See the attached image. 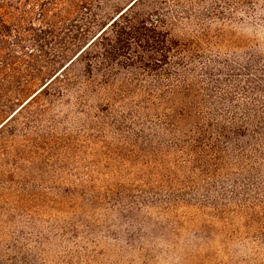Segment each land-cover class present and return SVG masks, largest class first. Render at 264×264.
Here are the masks:
<instances>
[{
  "label": "trees",
  "instance_id": "1",
  "mask_svg": "<svg viewBox=\"0 0 264 264\" xmlns=\"http://www.w3.org/2000/svg\"><path fill=\"white\" fill-rule=\"evenodd\" d=\"M181 2L0 0V177L91 146L55 206L150 231L183 207L264 229V56L173 37Z\"/></svg>",
  "mask_w": 264,
  "mask_h": 264
},
{
  "label": "rangeland",
  "instance_id": "2",
  "mask_svg": "<svg viewBox=\"0 0 264 264\" xmlns=\"http://www.w3.org/2000/svg\"><path fill=\"white\" fill-rule=\"evenodd\" d=\"M181 4L192 16L171 25L173 37L193 39L205 52L264 56V0ZM94 157L91 146H79L0 177V264H264V229L224 227L193 208L152 213L159 225L150 231L101 207H81L80 199L55 206L54 184L74 179L68 168ZM15 239L24 248H15Z\"/></svg>",
  "mask_w": 264,
  "mask_h": 264
}]
</instances>
